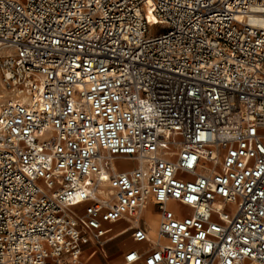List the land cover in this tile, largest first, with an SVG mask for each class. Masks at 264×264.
Returning a JSON list of instances; mask_svg holds the SVG:
<instances>
[{"label":"built area","instance_id":"obj_1","mask_svg":"<svg viewBox=\"0 0 264 264\" xmlns=\"http://www.w3.org/2000/svg\"><path fill=\"white\" fill-rule=\"evenodd\" d=\"M1 89L0 264H264V0H0Z\"/></svg>","mask_w":264,"mask_h":264},{"label":"rangeland","instance_id":"obj_2","mask_svg":"<svg viewBox=\"0 0 264 264\" xmlns=\"http://www.w3.org/2000/svg\"><path fill=\"white\" fill-rule=\"evenodd\" d=\"M161 27V22L155 20L152 30L160 31ZM152 209L155 211L154 207H152ZM128 223L129 221L127 219L120 220L114 225L113 231L118 230L122 226L127 227ZM147 225L150 228L149 224ZM127 242H132V244L135 243V241H133V236L130 230L120 234L119 236L113 239L108 240V242L106 243L105 251L98 252L93 255L91 252L93 246L89 245L84 251L85 253L83 255V260L85 264H121L125 250L130 245L123 248V250L120 252L116 250V246Z\"/></svg>","mask_w":264,"mask_h":264},{"label":"bare ground","instance_id":"obj_3","mask_svg":"<svg viewBox=\"0 0 264 264\" xmlns=\"http://www.w3.org/2000/svg\"><path fill=\"white\" fill-rule=\"evenodd\" d=\"M152 22H153V20H152ZM9 93L10 92L6 89L0 90V103L8 97ZM129 165H133V164L129 163ZM152 207H153L152 205H148L146 207V209L143 211V214H144V219H145L146 223L149 224V226H150V232L152 233V239L155 241L156 238L158 237L157 231H158V227H159V223H160V214L158 213L157 210L154 211L152 209ZM123 229H124V226L120 227L116 231H113L112 233H114V234L120 233L121 234L122 232H124ZM117 235H119V234H117ZM146 245H148V243L142 244V246H146ZM82 259H83V257H82ZM83 264H85L84 260H83Z\"/></svg>","mask_w":264,"mask_h":264},{"label":"crops","instance_id":"obj_4","mask_svg":"<svg viewBox=\"0 0 264 264\" xmlns=\"http://www.w3.org/2000/svg\"><path fill=\"white\" fill-rule=\"evenodd\" d=\"M131 243H132V242H127V243H122V244H120V245H117V246H116V250L120 252V251H122L123 248H125L126 246H129V245L132 246V245L135 244V243H133V244H131ZM130 246H129V247H130Z\"/></svg>","mask_w":264,"mask_h":264}]
</instances>
